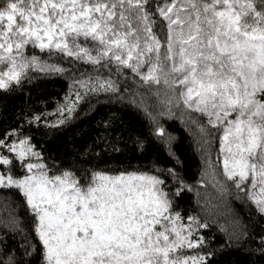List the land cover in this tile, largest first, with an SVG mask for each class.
<instances>
[{
  "label": "snow or ice",
  "instance_id": "obj_1",
  "mask_svg": "<svg viewBox=\"0 0 264 264\" xmlns=\"http://www.w3.org/2000/svg\"><path fill=\"white\" fill-rule=\"evenodd\" d=\"M29 46L166 85L222 130L224 172L241 190L250 181L248 194L264 214V0H4L0 90L20 85L37 65L45 70L26 55ZM81 83L116 90L111 80ZM0 148L15 154L0 153V167L18 160L31 173L16 178L6 168L0 187L26 197L45 264H203V256L181 255L204 240L191 239V225L185 232L158 177L49 175L44 164L25 162L39 156L27 139L0 138Z\"/></svg>",
  "mask_w": 264,
  "mask_h": 264
},
{
  "label": "trees",
  "instance_id": "obj_2",
  "mask_svg": "<svg viewBox=\"0 0 264 264\" xmlns=\"http://www.w3.org/2000/svg\"><path fill=\"white\" fill-rule=\"evenodd\" d=\"M26 55L38 57L45 70L37 65L20 85L0 90V138L27 139L39 153L25 162L44 164L49 175L71 170L77 177L94 171L156 176L180 224L191 225V239L204 240L181 255L203 256V264H264V214L248 194L250 181L241 190L225 174L221 129L207 126L163 83H145L127 69L109 70L32 46ZM97 79L113 81L116 90L89 91L81 83ZM0 153L15 155L3 148ZM21 163L13 160L0 172L10 167L14 176L28 173ZM36 222L20 189L0 187V264H45Z\"/></svg>",
  "mask_w": 264,
  "mask_h": 264
},
{
  "label": "rangeland",
  "instance_id": "obj_3",
  "mask_svg": "<svg viewBox=\"0 0 264 264\" xmlns=\"http://www.w3.org/2000/svg\"><path fill=\"white\" fill-rule=\"evenodd\" d=\"M222 165H223V160H222ZM224 167V166H223ZM34 171H37V170H35L34 169ZM130 173H135V174H143V173H137V172H130ZM31 173H26V174H23V175H20V176H14V177H16V178H23V176L24 175H30ZM119 174H121V173H118V174H114V175H119ZM125 174H127V173H125ZM109 175H112V174H109ZM147 175V174H146ZM180 223V222H179ZM187 231V226H185V232Z\"/></svg>",
  "mask_w": 264,
  "mask_h": 264
}]
</instances>
